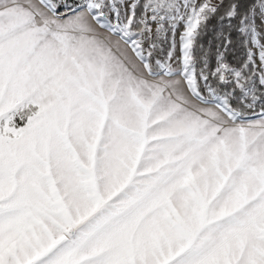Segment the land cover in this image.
Returning a JSON list of instances; mask_svg holds the SVG:
<instances>
[{
  "label": "snow or ice",
  "instance_id": "1",
  "mask_svg": "<svg viewBox=\"0 0 264 264\" xmlns=\"http://www.w3.org/2000/svg\"><path fill=\"white\" fill-rule=\"evenodd\" d=\"M258 19L264 0H0V264H264Z\"/></svg>",
  "mask_w": 264,
  "mask_h": 264
},
{
  "label": "trees",
  "instance_id": "2",
  "mask_svg": "<svg viewBox=\"0 0 264 264\" xmlns=\"http://www.w3.org/2000/svg\"><path fill=\"white\" fill-rule=\"evenodd\" d=\"M227 2V0H226ZM213 23H215V21H213ZM232 39H233V45L231 46L233 51H230L228 53V59L230 62H233V57L237 56V57H241V58H245L242 56L243 53V49L241 47H239L238 41H237V33L235 31L232 32Z\"/></svg>",
  "mask_w": 264,
  "mask_h": 264
},
{
  "label": "rangeland",
  "instance_id": "3",
  "mask_svg": "<svg viewBox=\"0 0 264 264\" xmlns=\"http://www.w3.org/2000/svg\"><path fill=\"white\" fill-rule=\"evenodd\" d=\"M258 22H259V23H258ZM258 24H259V25H258ZM257 28H258V31H261V33H262V43H264V26L261 25L259 19L257 20ZM178 36H179V34H177V40H178ZM249 46L253 47L252 45H249ZM253 51H254V52H257L258 50H257L255 47H253ZM177 54H179V53H178V49H177ZM257 58H258V57H257Z\"/></svg>",
  "mask_w": 264,
  "mask_h": 264
},
{
  "label": "crops",
  "instance_id": "4",
  "mask_svg": "<svg viewBox=\"0 0 264 264\" xmlns=\"http://www.w3.org/2000/svg\"><path fill=\"white\" fill-rule=\"evenodd\" d=\"M259 23V22H258ZM259 25V24H258ZM249 47H251V46H249ZM256 63L257 64H259V59L258 58H256Z\"/></svg>",
  "mask_w": 264,
  "mask_h": 264
}]
</instances>
